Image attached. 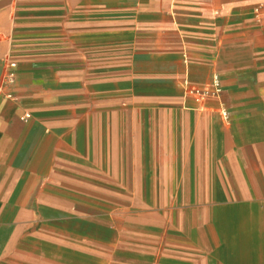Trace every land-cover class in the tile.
Returning a JSON list of instances; mask_svg holds the SVG:
<instances>
[{"label":"crops","instance_id":"0c3cea01","mask_svg":"<svg viewBox=\"0 0 264 264\" xmlns=\"http://www.w3.org/2000/svg\"><path fill=\"white\" fill-rule=\"evenodd\" d=\"M0 264H264V0H0Z\"/></svg>","mask_w":264,"mask_h":264},{"label":"rangeland","instance_id":"374dc122","mask_svg":"<svg viewBox=\"0 0 264 264\" xmlns=\"http://www.w3.org/2000/svg\"><path fill=\"white\" fill-rule=\"evenodd\" d=\"M259 237V234H256Z\"/></svg>","mask_w":264,"mask_h":264}]
</instances>
